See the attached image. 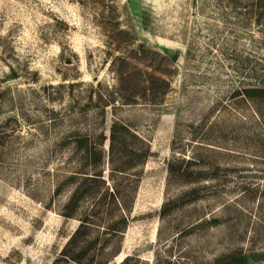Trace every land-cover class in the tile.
Returning <instances> with one entry per match:
<instances>
[{
	"label": "rangeland",
	"instance_id": "374dc122",
	"mask_svg": "<svg viewBox=\"0 0 264 264\" xmlns=\"http://www.w3.org/2000/svg\"><path fill=\"white\" fill-rule=\"evenodd\" d=\"M255 1L0 0V264H50L94 203L107 264H264Z\"/></svg>",
	"mask_w": 264,
	"mask_h": 264
},
{
	"label": "trees",
	"instance_id": "16d2710c",
	"mask_svg": "<svg viewBox=\"0 0 264 264\" xmlns=\"http://www.w3.org/2000/svg\"><path fill=\"white\" fill-rule=\"evenodd\" d=\"M254 6L257 9L256 20H259L262 15L261 10L264 9V0H256ZM244 92L247 96L262 97L264 95V87L246 88ZM189 192L194 193V190H190ZM80 200L81 196L77 195V193L72 194L66 204V210L63 215L65 217H73ZM100 208L101 206L99 204L94 203L90 210L83 212L78 225L69 234L67 240L50 264H107L117 254V248L106 252L105 248L103 250L104 252H101V257L95 259L96 253L94 245L96 242L94 238H90V232L98 224L96 223L97 219L100 220L102 217ZM111 213L106 212V218L110 219ZM127 221L128 216L122 210V213H119L115 220H111L109 223L107 222L106 229L104 230V233L108 234L105 239L106 245L111 240V236L122 235ZM98 249L102 248L99 247ZM248 259L249 255L243 252L242 249H237L221 254L212 264H247Z\"/></svg>",
	"mask_w": 264,
	"mask_h": 264
}]
</instances>
